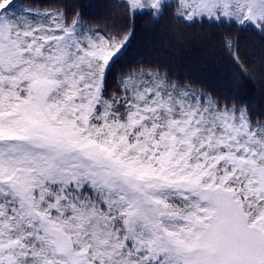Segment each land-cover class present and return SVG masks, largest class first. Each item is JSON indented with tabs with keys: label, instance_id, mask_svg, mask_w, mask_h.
<instances>
[{
	"label": "snow or ice",
	"instance_id": "1",
	"mask_svg": "<svg viewBox=\"0 0 264 264\" xmlns=\"http://www.w3.org/2000/svg\"><path fill=\"white\" fill-rule=\"evenodd\" d=\"M120 6L102 32L0 0V264H264V119L124 65L137 14L264 37V0Z\"/></svg>",
	"mask_w": 264,
	"mask_h": 264
},
{
	"label": "trees",
	"instance_id": "2",
	"mask_svg": "<svg viewBox=\"0 0 264 264\" xmlns=\"http://www.w3.org/2000/svg\"><path fill=\"white\" fill-rule=\"evenodd\" d=\"M39 8H62L69 15L80 11L86 21L102 32H113L129 24L123 0H20ZM124 65L144 63L163 66L174 79L212 93L217 98L247 106L254 119H264V37L255 30L242 31L215 24L195 27L178 22L174 9L159 22L137 14ZM239 50L246 74L228 55L225 38Z\"/></svg>",
	"mask_w": 264,
	"mask_h": 264
}]
</instances>
